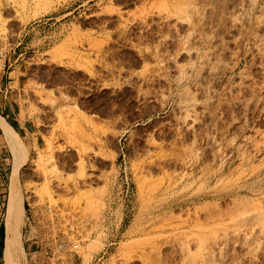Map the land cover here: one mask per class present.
<instances>
[{
    "label": "rangeland",
    "instance_id": "obj_1",
    "mask_svg": "<svg viewBox=\"0 0 264 264\" xmlns=\"http://www.w3.org/2000/svg\"><path fill=\"white\" fill-rule=\"evenodd\" d=\"M0 93L21 264H264V0H0Z\"/></svg>",
    "mask_w": 264,
    "mask_h": 264
},
{
    "label": "bare ground",
    "instance_id": "obj_2",
    "mask_svg": "<svg viewBox=\"0 0 264 264\" xmlns=\"http://www.w3.org/2000/svg\"><path fill=\"white\" fill-rule=\"evenodd\" d=\"M0 123L5 137L11 143L15 153V168L10 183V196L6 213L8 236L6 241V255L9 264H21V254L27 253L24 246L22 225L25 220V197L20 176V167L25 158L20 136L15 127L0 114ZM264 231V214H261Z\"/></svg>",
    "mask_w": 264,
    "mask_h": 264
},
{
    "label": "crops",
    "instance_id": "obj_3",
    "mask_svg": "<svg viewBox=\"0 0 264 264\" xmlns=\"http://www.w3.org/2000/svg\"><path fill=\"white\" fill-rule=\"evenodd\" d=\"M0 97H1V93H0ZM0 130L3 131L1 126H0ZM2 192H3V189H0V198L3 196L1 194ZM7 236H8L7 226H6V231H4V229L2 228V225L0 223V264H5V262H4V260H5V249H6L5 244L7 241Z\"/></svg>",
    "mask_w": 264,
    "mask_h": 264
},
{
    "label": "built area",
    "instance_id": "obj_4",
    "mask_svg": "<svg viewBox=\"0 0 264 264\" xmlns=\"http://www.w3.org/2000/svg\"><path fill=\"white\" fill-rule=\"evenodd\" d=\"M67 242L68 241L62 239L57 245V252L53 253V255L58 254V256H61L62 252L65 251L67 249V247H68V243ZM72 247H73L72 251H76L77 249H79L80 243L79 242H75V243L72 244Z\"/></svg>",
    "mask_w": 264,
    "mask_h": 264
}]
</instances>
